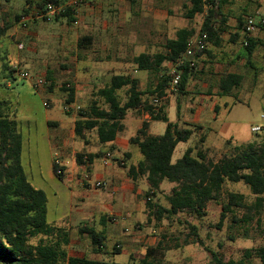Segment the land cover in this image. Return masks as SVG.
I'll return each instance as SVG.
<instances>
[{
	"label": "rangeland",
	"instance_id": "374dc122",
	"mask_svg": "<svg viewBox=\"0 0 264 264\" xmlns=\"http://www.w3.org/2000/svg\"><path fill=\"white\" fill-rule=\"evenodd\" d=\"M28 1L0 0V16L5 20L10 17L16 19V15L25 16L24 9ZM37 1L33 0L34 4ZM102 1L106 2L104 6L100 5ZM254 1L233 0V3L228 6L229 11L227 12L225 9L224 12L230 17L243 14L245 15L244 19L248 16L256 18L257 15L252 10L256 4ZM96 4L100 9L96 12L94 8H91L93 9L91 10L92 15L84 17L79 25L68 22L66 18L31 22L29 29L34 31L36 36L25 39V49L31 48L32 56H36L37 59L48 60L49 64L44 68L35 65L36 62L34 61V64L22 62L20 66L34 72L45 69L48 76L52 74L57 77L62 85L70 82V79L61 76L60 73L67 70L71 74L73 71V66L66 63L68 58L78 56L80 61L93 57L105 59V56L110 52L111 54L115 53L122 60L128 58L129 63H132V58L144 51H149L151 54L153 52V54L165 53L166 41L175 38L179 29L192 27L198 33L207 16L206 7L203 14L196 15L193 19L186 18L185 14L190 7V0H97ZM216 22L219 23L220 18H217ZM84 35L93 38V44L88 51L80 50L77 46L78 41ZM64 38L70 40L67 45L66 57L63 56L65 54L63 51L49 52L55 45L61 48V42ZM193 39L197 41V35ZM104 45L107 46L106 49ZM149 45H153L155 48L147 50ZM8 57L9 64L16 60L12 52ZM3 63H6L4 50L0 49V100L11 103L12 118L17 121L19 133L22 135L21 163L24 172L29 182L35 188L44 191L47 196L48 223L69 231L70 242L66 247L68 256L87 257L92 260L119 264H143L147 250L155 248V251L150 254L148 264H213L212 251L217 252L224 261L235 260L242 264H262L257 255V250L264 244V216L261 224H258L256 219L250 223L235 222L233 214L228 215L223 222L221 221L222 206L226 202L225 195L227 193L243 194L248 204L255 201V196L250 188L243 182L226 181L223 187L224 196L218 201L208 203L204 216L185 211L161 221L155 219L148 221L147 210L144 206L146 198L142 194L135 201L132 216L125 217V215L111 213L113 215H108L104 223H101L95 216L83 219L77 207L78 198L82 196L84 191L83 187L100 191H105V188H88L86 185L75 187L71 182L60 180L55 175L53 170L54 154L49 143V133L54 129L49 126L46 118L47 115H52L62 122L69 120L70 116L67 114H75L79 118L81 111L89 106V102L86 101V104H82L80 109L73 107V109L66 110L65 108L64 110L62 102L66 100L67 94L63 89L52 84L50 80L43 91L37 90L32 81L20 77L11 79L14 86L12 88L7 87ZM200 68L201 66L198 67V70ZM262 75L264 76V72ZM261 78L255 87L252 86L254 87L252 89H248L251 87L248 82L241 86L243 100L235 102L232 112L230 114L226 112L224 116L225 119L228 117L227 120L231 122H248L243 126L241 133H239L238 142L233 143L234 145H247L252 142L264 144V77ZM156 81V75L148 72L141 78L140 88L147 92L153 88ZM169 91L176 100L178 97L177 89L174 88V90L170 89ZM43 92L45 94L56 93L53 101L49 97H45ZM119 95L120 100L124 102L127 99L126 89H122ZM145 97L154 102L152 96L146 95ZM169 100L162 98L160 103H153L155 111L158 112L165 104L164 114L169 122H177L179 115L184 118L192 117L187 109L186 98L182 100L180 109L174 100L168 105ZM44 102L48 103V108H53L47 109ZM100 105L107 108L103 100H101ZM144 114L146 112L129 110L126 120L127 122H135L141 119ZM149 117L151 120L150 115ZM205 119H210L208 114ZM127 122L124 134L128 137L134 136L135 128ZM154 122L155 131L158 128L159 133L163 135L167 123L161 120ZM257 125L262 128V131L252 133L251 127ZM191 144L192 140L189 144L180 143L174 152L173 162L180 159L185 149ZM104 145L108 144L98 143L97 146L102 147ZM234 145L228 147L227 153L230 154L233 151ZM74 146L78 150L88 148L81 140L74 141ZM129 146L137 150V146L130 143ZM95 148L96 146L91 147V149ZM137 154L142 157L139 151ZM221 157L222 154H215L210 158L218 161ZM74 166L78 174L90 173L86 171L85 167ZM174 186L175 184L165 181L153 201L163 207H169L168 197ZM235 215L238 219L243 218L241 211L236 210ZM190 224L197 226L198 235L192 234ZM82 225H96L98 230L105 231L107 239L105 251L102 254H95L92 251L89 237L87 235L82 236L78 232L79 226ZM198 238L201 242H198ZM48 241H57V238L54 237L49 240L44 236H38L32 239V243L35 245L48 243ZM116 247L121 249V254H115ZM247 250H250L248 255Z\"/></svg>",
	"mask_w": 264,
	"mask_h": 264
},
{
	"label": "trees",
	"instance_id": "16d2710c",
	"mask_svg": "<svg viewBox=\"0 0 264 264\" xmlns=\"http://www.w3.org/2000/svg\"><path fill=\"white\" fill-rule=\"evenodd\" d=\"M48 2L59 3V0H39L36 5L43 7ZM28 3L24 14H28L33 6L31 1ZM231 3L232 0H190V7L185 14L188 19L203 14L207 7V16L199 31L200 43L204 47L198 44L190 48L195 30L179 29L175 38L166 41V54L141 53L133 59L139 70L158 73V82L154 88L144 92L139 89L138 79L123 75L113 76L109 84L94 92L93 97L96 99L81 111L80 117L75 121L76 136L85 140L87 132L96 131L98 141L102 144L114 142L118 133L124 130L123 121L129 110H144L150 114L152 120L167 123L163 135H150L149 123L144 122L136 136L130 140L131 144L139 148L143 157L137 166L130 167L129 175L133 179L141 175L146 176L149 188L144 196L148 221H161L185 211L204 216L208 203L218 201L224 196V183L229 181L247 185L255 196V201L248 204L243 194L227 193L226 202L222 206L221 221L233 214L235 222L250 223L256 219L258 224H261L264 216V144L252 142L235 146L230 154H224L218 161L208 158L201 149L194 155L193 148H188L180 159L173 162L177 145L187 142L193 130L169 122L163 111L156 112L155 107L144 100L146 95L156 99L166 97L173 82V70L180 76L176 85L177 93L184 94L195 69L190 65V60H183L184 56L190 51L194 57L200 58L210 54L206 46H220L221 34L228 22V15L224 11ZM74 14L72 8H67L55 19L66 18L72 23L75 21ZM21 17L22 15H16V21H20ZM217 18H220L219 23L216 22ZM239 27L243 32L244 21L241 19ZM9 29L10 25L0 16V44ZM88 43L89 39L82 38L79 47L86 48ZM257 43L252 37L248 38V45L244 47L248 57L254 53ZM165 62L171 67H165ZM5 69V72L13 74L7 64ZM47 80L49 81L48 78ZM242 80L239 74L226 73L221 77L219 86L224 94H228L232 89L239 87ZM126 87L127 99L122 102L119 91ZM63 91L67 94L66 105L73 104L74 89L65 85ZM99 99L104 101L107 108L100 105ZM12 115L11 103L0 100V264H119L68 256L66 247L70 242L69 231L47 221V196L27 179L21 163L22 135ZM85 157L88 163H92L94 159L103 157V154H76L77 164H85ZM57 169L58 166L54 164L55 175L63 180L64 175L58 174ZM165 181L175 184L168 197L169 207H163L153 201ZM236 210L243 212V218H237ZM189 227L193 235H198L197 226L190 224ZM78 232L89 237L95 254L105 251V231L98 230L95 226L82 225L79 226ZM38 236L49 240L56 237L57 241L35 245L32 239ZM198 242H201L200 238ZM115 250V254H121L120 248L116 247ZM154 251L155 248L147 250L143 264H148L150 254ZM246 253L248 255L250 250ZM211 255L213 264H242L235 260L224 261L217 252L212 251ZM257 255L264 264V244L257 250Z\"/></svg>",
	"mask_w": 264,
	"mask_h": 264
},
{
	"label": "crops",
	"instance_id": "0c3cea01",
	"mask_svg": "<svg viewBox=\"0 0 264 264\" xmlns=\"http://www.w3.org/2000/svg\"><path fill=\"white\" fill-rule=\"evenodd\" d=\"M29 1L32 2L33 6L36 5L34 4L35 2H33V0ZM64 1L65 0H59V2ZM254 2L256 4H254L255 6L252 10H254V13L257 15L256 18L264 19V0H255ZM96 3L97 0H89V4L82 5L78 9L74 10V25H79L83 21L84 17L86 18L91 16V10H93L91 8H94V10L97 12L100 7ZM101 4L104 6L106 2L102 1V3L100 2V5ZM28 6L29 3L27 2L26 7ZM226 9L228 12V6ZM243 11H245V9H243ZM227 15L229 16L228 22L223 33L221 34L222 41L220 46H206V48L210 50V54L204 55L200 58L194 57L192 53L189 52L186 54V56H184L183 60L187 59L190 60V63H195L194 73L189 79V83L184 94L177 93L178 97L175 100L169 93V90L171 89L170 87V89L167 91L166 97H164L170 99L168 105L174 100L179 109L181 107L182 100L184 98L187 99V109L192 114V117L184 118L179 115L178 121L171 123H177L181 128L193 130L191 138L187 142H182L189 144L192 140V144L189 145L185 151L188 148H193V154L196 155L197 150L201 149L204 151V153H206L208 158L215 154H222V156L224 154H229L227 153L229 149L228 147L230 145H234L233 143L238 142L239 133H241L243 126H245L248 122H231L227 120L228 117L225 119L224 116L226 112L229 114L232 112L235 102H241L243 100V89L240 90V88L245 82H248L251 86L248 89H252L259 82L260 77H264L262 75L264 72V26L260 27L252 34V39L256 40L258 43L252 56L248 57L242 45L244 36L241 31V27H239V19L244 21L245 15L240 14L236 17H230L229 14ZM4 22L10 25V29L6 38L0 44V49L4 50V59L6 60V63H3L2 66L5 73L4 77L7 79L6 85L7 87L12 88L14 83L11 82V79H15V77L13 74H11V72H5V64H7L9 68L13 70V67L16 64H21L22 62L34 64L35 61V65H40L45 68L49 64V61L45 59H37L36 56H32L31 48L26 50L25 44L24 49L20 50L18 48V44L20 42L23 41L24 43L26 38L36 36L34 31H31L30 29L28 31L23 30L20 23L18 25V22L20 21L17 22L16 19L11 17L6 20L4 19ZM195 35H197L199 40V32L195 33ZM82 38L89 39V43L86 48L79 47V42L82 40ZM82 38L78 41L77 46L80 50L88 51L91 49L93 44V38L89 35H84ZM192 39L190 48L198 45V40L194 41V39ZM69 41L70 40L64 38L61 42V48L55 45L49 50V52L56 53L57 51H63L65 52L63 56L66 57V54L68 53L67 45ZM104 47L105 49L107 48L105 45ZM150 48H155V46H147V50ZM11 52L13 53V56L16 58V60L9 64L10 62L8 56ZM142 53L151 54L149 51H144ZM161 54H166V50L165 53L161 52ZM136 56H134L132 59H134ZM66 63L73 66V71L71 74L67 70L62 71L60 75L70 79V82L63 83L61 85V82L57 77L53 76L52 74H49L48 76V73H46L47 78L57 88L63 89L66 85L69 88H73L75 91L74 103L69 105L71 108H68L69 106L66 105V100H63L62 103L64 110L65 108L66 110L73 109V106L82 107V104H86V101H88L90 105L92 100L96 99L93 97L94 92L109 84L111 78L116 75H123L138 79L139 89L144 91L140 88V80L149 72L139 70L133 60L132 63H129L128 58H123L122 60L116 56L115 53L111 54L110 52L105 56V59H97L93 57L89 58L88 60L84 59L80 61L77 56L66 59ZM164 66L171 67L170 64L166 62L164 63ZM199 66H201L200 70H198ZM239 68L241 69L239 70ZM152 73L156 75L158 80V73ZM226 73L239 74L243 78L241 85L232 89L228 94H224L219 86L221 77ZM157 82L158 81H156L153 88L156 86ZM125 89L127 90L128 88L126 87ZM244 89L247 88L244 87ZM55 95L56 93H48L45 94V97H49V99L53 101V97ZM152 97L154 102L147 99L146 97H144V100L148 101L152 105H154L153 103H155V100H158L157 103H160L161 99H156L154 96ZM100 102L101 100L99 99V103ZM45 107L47 109L53 108H48V106ZM165 107V104L162 105V108L158 110V112L163 111L164 113ZM138 112L142 113L145 111L141 110ZM148 114L149 113L146 112V114H144L141 119L136 120L135 122H127L126 116L124 120L125 122L123 121L124 130L118 133L114 142L105 143L108 145H104L102 147L97 146L100 142L98 141L96 131L87 132L85 140L76 136L75 121L77 120V117L75 114H67L70 116V118L66 122L59 121L52 115H47V123L54 129L49 133V143L54 154L53 166L55 164L56 156H58L64 169L63 180L71 182L75 187H83L84 183H82V178L84 173L78 174L74 166L78 165L76 162V154H103V157L94 159L92 163H88L85 157V164L78 165L85 167L86 171L90 172V180L86 182V186H88V188H90L89 186L95 181H103L106 183L105 191L85 189L83 187L84 191L82 192V196L78 198L77 206L79 214L83 219L95 216V218H98L101 223H104L106 217H108V215L111 213H117L118 215H125V217H128L132 214L135 201L142 194L144 196V193L148 190L149 187L146 181V176L141 175L136 179H133L129 175L130 167L137 166V164L143 159V157H139L137 154V151H139L138 147L136 150L135 148L129 146V143L131 144V138L136 136L137 131L142 128L144 122L149 123L148 134L161 135L158 128L156 129L157 131H155V122L152 119L150 120V114ZM207 114L208 118H210L208 120L205 119ZM221 114L222 117H220ZM126 122L134 126V136L128 137L124 134V131L126 130ZM252 128L253 127H251L250 131L252 133H256L252 131ZM76 140L83 141L84 145L88 148L82 150L76 149L74 146V141ZM92 146H96V148L91 149ZM235 146L240 145L235 144L234 147ZM85 235L86 234H83L82 236Z\"/></svg>",
	"mask_w": 264,
	"mask_h": 264
},
{
	"label": "built area",
	"instance_id": "2783aa9c",
	"mask_svg": "<svg viewBox=\"0 0 264 264\" xmlns=\"http://www.w3.org/2000/svg\"><path fill=\"white\" fill-rule=\"evenodd\" d=\"M89 4V0H65L64 2L54 3V2H48L43 7H38L37 5L32 6L29 10V13L23 16V18L20 20L21 28L25 31L29 30V24L31 22H35L38 20H52L57 17H59L67 8H72L73 10L78 9L80 6ZM264 26V19L263 18H254L251 16H248L244 19V29H243V47L248 45V38L252 36L254 32H256L260 27ZM191 44V42H190ZM198 44L203 48L204 45L200 43V39L198 40ZM18 48L20 50L24 49V43L20 42L18 44ZM189 53H192L189 51ZM190 65L193 67L195 65L194 62H191ZM172 74L174 75L173 82L171 85V90H174L176 88V85L178 84L180 80V76L178 73L175 72V70L172 71ZM13 76L15 78L20 77L24 80H30L33 82L34 87L39 90L43 91L44 87L47 85V74L45 70H39L37 72L24 69L20 66V64H16L13 67ZM155 102H158V100H155ZM45 106H48V103H44ZM75 107V106H73ZM68 108H71L70 106ZM76 109H80L79 106L75 107ZM262 128L260 126H256L252 128L253 132H260ZM87 160V158H86ZM55 164L58 166L57 173L60 175H64V169L62 162L58 156H56ZM85 175L82 178V183L86 185V182L90 180L89 174L84 173ZM90 188L95 189H104L106 188V183L103 181H95L90 186Z\"/></svg>",
	"mask_w": 264,
	"mask_h": 264
}]
</instances>
